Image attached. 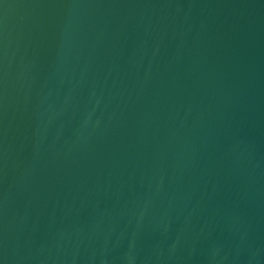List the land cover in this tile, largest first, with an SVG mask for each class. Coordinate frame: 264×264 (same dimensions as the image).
<instances>
[{"label":"water","instance_id":"95a60500","mask_svg":"<svg viewBox=\"0 0 264 264\" xmlns=\"http://www.w3.org/2000/svg\"><path fill=\"white\" fill-rule=\"evenodd\" d=\"M0 264H264V0H0Z\"/></svg>","mask_w":264,"mask_h":264}]
</instances>
